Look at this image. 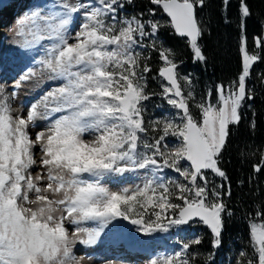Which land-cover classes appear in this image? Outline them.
Segmentation results:
<instances>
[{
	"label": "snow or ice",
	"instance_id": "obj_1",
	"mask_svg": "<svg viewBox=\"0 0 264 264\" xmlns=\"http://www.w3.org/2000/svg\"><path fill=\"white\" fill-rule=\"evenodd\" d=\"M131 3L51 0L18 21L15 35L24 48L43 49L34 63L58 84L26 114L15 115L10 99L36 72L29 68L11 91L0 84V264H85L92 255H76V246L96 245L113 221H127L147 237L200 223L210 229L212 247L221 246L226 218L233 213L208 173L228 179L220 167L222 153L230 126L239 125L240 110L252 98L251 70L264 57L250 53L242 35L237 79L227 88L218 86L214 104L197 101L191 90L184 93L174 52L158 35L165 25L154 19L156 8L148 10L149 19L143 13L117 19ZM150 3L170 18L166 26L186 38L195 59L206 61L196 11L205 0ZM240 15L243 27L251 15L245 0ZM254 45L264 47V37L255 38ZM136 48L159 51L160 92L148 91L149 56ZM183 80L191 84L188 77ZM153 96L174 112L146 121V102ZM169 137L175 141L171 147ZM254 171H264V158ZM129 173H142V183L109 186L113 177ZM249 215L252 252L241 251L237 264H264V205ZM86 223L96 227L82 226ZM201 243L193 238L179 251L153 254L143 264H192L189 249Z\"/></svg>",
	"mask_w": 264,
	"mask_h": 264
},
{
	"label": "trees",
	"instance_id": "obj_2",
	"mask_svg": "<svg viewBox=\"0 0 264 264\" xmlns=\"http://www.w3.org/2000/svg\"><path fill=\"white\" fill-rule=\"evenodd\" d=\"M245 2L251 15L246 18L243 27L240 15L241 0H230L227 6L223 4V0H205L203 7H197V17L204 32L198 43L206 61L196 60L188 43L173 35L170 28L163 27L159 32L164 38V45L173 50L175 62L181 63L184 71L194 74L200 92H203V88L208 89V99L212 102L217 99L218 86L224 85L227 88L241 73L242 35H246L248 51L259 52L264 57V47L254 45L255 38L264 37V0ZM131 5L141 12L155 8L150 0H132L127 9H130ZM158 58L159 51H153L152 63L158 64ZM247 88L252 98L246 99L240 110L242 119L239 125L230 126L228 144L221 157L220 167L228 179L212 174L215 185L224 193L223 199L233 214L226 218L222 244L218 249L211 245L210 231L206 227L201 228L199 238L202 243L189 249V253L194 256L192 263L195 264H214L215 256L209 261L206 255L213 250L222 254L229 253V246L233 245L238 247L243 244L245 252H252L249 246V222L252 216L249 213L254 214L257 206L264 205V171H254V165L260 164L263 158L264 149V60L254 64ZM193 115L197 117V114ZM228 192L231 193L230 196L227 195ZM229 243L231 245H228Z\"/></svg>",
	"mask_w": 264,
	"mask_h": 264
},
{
	"label": "rangeland",
	"instance_id": "obj_3",
	"mask_svg": "<svg viewBox=\"0 0 264 264\" xmlns=\"http://www.w3.org/2000/svg\"><path fill=\"white\" fill-rule=\"evenodd\" d=\"M11 1L13 0H10V2ZM20 3L21 6L19 7V10L17 9L18 11H11L9 15H7V20H0V84H4L6 89L11 91L12 86L15 84V82L18 81L20 77L29 70V68L33 69L36 72V75L32 77V79L22 82L21 87L17 90V95L15 99H10V103L12 104V107L14 109V115L17 113L26 114L31 104L36 103L47 91L53 89L58 84L57 81L48 79L46 73H41L39 71L40 66L34 63V61H38L44 55L43 49L38 47L24 48L22 46V41L20 40V38L15 35L18 21L21 18L25 17V15L33 11L40 9L41 7H44L45 5L50 6L51 0H21ZM128 5L129 4H125V7L122 10H119L117 19H127L132 16L138 17L137 13H140L141 11L136 10V8H134V6L132 5L130 9H127ZM2 12L3 11H1L0 14ZM143 18L149 19L151 17H149L148 14L146 16L143 15ZM154 19L159 20L162 25H165V27H167L166 25L168 21L160 11H156ZM71 27L72 26L70 25V30ZM146 41L149 42L148 40ZM159 43L161 42H158V46ZM135 50L137 52H140L142 57L149 56L148 62H150L149 64L151 65L150 67H152L153 71L155 70V68H157L158 64L152 63L153 58L151 57V51H149L147 48H136ZM252 52L253 50H250V53ZM184 76L185 75L182 73L181 85L183 86L185 94L189 90L193 92L192 86H194V89L197 90L195 79H191V84L188 85L183 80ZM257 76H259V74ZM147 89L149 92L157 91L158 88L155 85V81L153 80V78L150 79V77H148ZM193 96L197 101L204 99L210 102L208 96L202 97L201 99L200 96L198 97L194 94ZM216 100L211 103L214 104ZM154 103L155 100L153 99V97L150 101L146 102V121L161 117L163 114H166L165 109L161 111H155V107H153ZM190 104L192 105V113L197 114V118H199V109L194 104ZM37 123L40 127H43L45 122L38 121ZM37 130H39V128L32 129L33 132ZM142 175V173L141 175L129 173L125 174L123 177H113L112 182L109 184V186L112 187L113 185H119L120 187H132L135 184L142 183ZM174 178L182 180V177L180 176H175ZM112 225L113 224H110L108 228L105 229L104 233H102V235H105V238L102 242H97L96 245L88 247L79 244L76 246L74 250L76 255H82L85 251L92 255V260L85 261V264H143V262L153 254L159 252L169 253L173 251H179L183 242L198 237L201 227V225L197 223L192 227H185V229L183 228L182 230L174 228L168 233H156L152 237H147L144 236L142 233L137 232L134 226H132L129 222L125 221L123 228L128 231L132 239H134V242H137L139 246L141 245V247L143 248L149 249V253L146 255H135L133 258H129V253L124 252L120 248H113L112 246H110L109 243L111 241H119L120 243L126 241V238L123 239L120 236V233L117 234L115 232V227H112ZM82 226L89 228L96 227L94 223H86ZM118 236L119 238H117ZM228 245L231 244L229 243ZM228 245L226 247H228ZM121 246V244H118V246L116 247ZM229 248V253L222 254L221 252H210L212 254V257L215 256L216 258L215 264H237V262L241 259L239 255L240 252L245 251L244 246L243 244H240L238 247L233 245V247L229 246ZM135 253L136 252H134V254ZM209 254L206 255V258ZM120 256L126 257L120 258Z\"/></svg>",
	"mask_w": 264,
	"mask_h": 264
},
{
	"label": "bare ground",
	"instance_id": "obj_4",
	"mask_svg": "<svg viewBox=\"0 0 264 264\" xmlns=\"http://www.w3.org/2000/svg\"><path fill=\"white\" fill-rule=\"evenodd\" d=\"M20 2H21V0H15V1L13 0L11 2H10V0H0V12L3 11L0 14V17H1L0 20H2V21L7 20L8 19L7 15H9V13L11 11H14L15 9L19 10V7L21 6ZM113 224H115V223H113ZM104 236L105 235H101L100 240H102L104 238ZM124 236L126 238V241L121 242V243L119 242V243L122 244V246H123L121 248L124 249L125 252L129 253V258H133L135 255L136 256H143V255H146L149 253V249L143 248V247H141V245L139 246V244L137 242H134V240L132 239V237L130 236V234L128 232H125ZM119 243L110 242L109 244H110V246L116 247ZM134 252H136V253L133 254Z\"/></svg>",
	"mask_w": 264,
	"mask_h": 264
},
{
	"label": "water",
	"instance_id": "obj_5",
	"mask_svg": "<svg viewBox=\"0 0 264 264\" xmlns=\"http://www.w3.org/2000/svg\"><path fill=\"white\" fill-rule=\"evenodd\" d=\"M167 16V15H166ZM168 18V20L170 21V18L169 17H167ZM179 37V36H178ZM185 40H186V38H184ZM263 157H264V150H263ZM209 229V228H208Z\"/></svg>",
	"mask_w": 264,
	"mask_h": 264
}]
</instances>
